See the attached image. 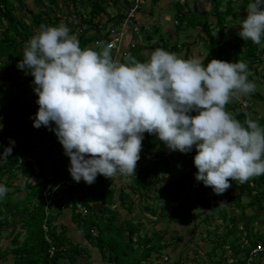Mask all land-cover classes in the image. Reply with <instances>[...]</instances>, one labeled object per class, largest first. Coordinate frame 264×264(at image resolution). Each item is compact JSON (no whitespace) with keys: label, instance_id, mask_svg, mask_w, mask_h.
I'll list each match as a JSON object with an SVG mask.
<instances>
[{"label":"trees","instance_id":"1","mask_svg":"<svg viewBox=\"0 0 264 264\" xmlns=\"http://www.w3.org/2000/svg\"><path fill=\"white\" fill-rule=\"evenodd\" d=\"M35 1L40 3L38 10L29 7L26 0H0V124H3L0 131V151L3 136L11 132H16L23 143L22 150L16 143L11 155L0 165V184L13 186L12 179H19V173L27 179L24 184L16 185L0 199V262L9 252L13 255V262L9 264H81L83 257L88 259L91 250L96 249L103 264H153V259L161 258L163 251L172 242L181 240L176 236L166 237L167 231L158 228L156 219L170 216L168 219L171 221L185 223L182 216L192 213L196 207L200 213L195 219L200 218L208 226L207 233L215 231L218 237L212 241L211 250L208 251L212 258L211 264H247L249 252L260 241L264 243V233H257L249 226L237 229L239 216H236V211L244 212L247 208L256 206L264 211V175L253 177L244 184L231 181L232 186L217 195L211 187H206L195 179L198 171L194 165L195 147L186 154L170 151L155 135L148 133L144 134L142 141V145L146 147L143 161L137 163L136 176H121L126 182L119 190L111 185L115 178L112 181L103 175H98L91 185L82 180L80 187H69L68 194L56 202L59 208L49 218V230H44L42 224L46 211L42 193L48 183L47 175L51 167L49 170L47 168L51 160H54V155L56 159L60 158L58 154L63 146L49 128L33 126V117L39 108L36 103L38 95L31 87L34 77L26 75L17 64L23 57L26 42L39 31L41 25L64 24L77 37L82 49L91 48L102 30L116 25L125 17L131 0ZM211 1L212 9L202 12L196 9L185 10L180 3L176 14V33L204 30L207 36L204 38L207 48L203 60L205 64L213 58H234L233 62L241 60L248 65L250 78L260 74L264 81V41L260 45L245 42L237 33L235 38L227 39L220 46L221 39H225L224 29L228 18L247 7L249 0H242L241 3L236 0ZM143 11V8L138 11L137 18L141 19ZM64 16H67L66 21ZM158 26L145 32L148 39L157 35ZM213 30H218V37ZM158 39L157 44L129 45L126 56L118 61L127 62L129 57L146 61L150 57L145 53L148 48H163L172 53H181L183 46L186 48L184 58H190L189 43L181 44L176 40L168 42L161 35ZM111 55L116 60L114 54ZM5 83L9 85L8 89L4 88ZM252 95L254 105L256 100L264 104V94L255 90ZM226 110L241 122L251 117L264 126V113H260L256 106L249 112H244L231 100L226 105ZM21 152L39 157L43 173L35 178L36 181L30 179L31 173L26 168L27 165L19 163ZM165 172L170 173V181L153 190V185L162 181ZM6 175L7 180L4 179ZM36 186L38 189L34 190ZM24 190V197H18L16 193ZM245 197L249 198L248 203H244ZM78 199L83 203L82 210L77 207ZM64 203L71 206V218L81 233V241L75 242L72 236H68L65 227L61 228L66 225L55 223L63 211ZM122 210L127 213L124 215ZM136 211L144 212V221L150 224L151 233L142 232L145 224L143 218L135 217ZM242 218L247 219L245 216ZM216 220L226 222L225 227L222 223H216L212 230L210 226ZM8 230L10 233L4 236L3 233ZM238 233L241 235L236 237ZM10 236L13 237L12 247L3 249L1 241ZM234 236L233 240H229ZM195 249L200 258L196 264H204L199 262L203 259L202 251L198 247ZM215 254L219 256L217 260L213 257ZM187 258L188 254L183 257L180 255L177 261L168 264H189ZM260 258L263 262L264 255Z\"/></svg>","mask_w":264,"mask_h":264},{"label":"clouds","instance_id":"2","mask_svg":"<svg viewBox=\"0 0 264 264\" xmlns=\"http://www.w3.org/2000/svg\"><path fill=\"white\" fill-rule=\"evenodd\" d=\"M246 12L238 35L260 45L264 0H249ZM17 67L34 77L39 108L33 126L55 133L77 183L91 185L98 175L112 181L136 176L145 133L170 151L186 154L195 147V179L217 195L231 181L244 184L264 175V126L251 117L241 122L226 110L232 99L256 90L244 61L213 58L205 64L157 48L146 61L120 62L110 44L99 51L82 49L71 29L60 24L41 25ZM14 145L9 138L0 160ZM7 192L0 184V199Z\"/></svg>","mask_w":264,"mask_h":264},{"label":"rangeland","instance_id":"3","mask_svg":"<svg viewBox=\"0 0 264 264\" xmlns=\"http://www.w3.org/2000/svg\"><path fill=\"white\" fill-rule=\"evenodd\" d=\"M29 7L38 10L40 8V3H36L35 0H26ZM236 1H240V3L242 2V0H236ZM47 2V0H46ZM171 2H176V4H178L177 0H165V5H169ZM175 4V5H176ZM212 1L211 0H189L188 4H187V8L190 9H196L198 11H210L212 9ZM164 5V4H163ZM158 6V5H157ZM178 6V5H176ZM237 7V5H236ZM170 7H165L162 6L161 8L158 9V12L161 10L166 11L167 9H169ZM246 8L240 10L238 13L230 16L226 22L227 27L224 29L225 30V39H221L220 41V46L224 44V41H226L227 39H233L235 38V35L238 33L239 31V27L242 21V17L246 18L247 16V12H246ZM111 11H113L111 9ZM161 12V11H160ZM176 10L173 9L172 11H168L167 13H165V15L163 17L160 18V20L163 21L162 26H158L157 29V35L154 36L152 42L153 44H157V42L159 41L158 37L159 35H161L164 39H166L168 42H172L173 41H179L181 42V44L183 43H189L190 46V58H200L202 60H204L206 54H207V48L205 47V40L204 38H206V32L202 29H200L202 32H199L198 30H191L188 32H183V31H178L176 33V29H177V16H176ZM159 13H157L158 15ZM170 29V30H167ZM38 30L35 32L37 33ZM170 32V36L167 37V34ZM213 33L215 34L216 37H218V30H213ZM171 38V40H168V38ZM146 42H149V39L146 38L145 40ZM148 48L145 53L150 55L152 54V52L155 50ZM185 46H183V52L181 53H175L176 55L183 57L185 55ZM233 59H224V61H229V62H233ZM261 67H259L260 69ZM22 79H25V76H22ZM249 80L254 81L256 84V91H258L259 93L264 94V81L261 78V75H254L252 78H250L249 76ZM7 83L4 84V88L8 89V84ZM31 87L34 88V85L31 82ZM252 95V94H251ZM256 109H258L259 111H261L260 113H264V104L257 101L256 100ZM146 146L142 145V150H141V159L138 162H142L144 154V148ZM62 149V148H61ZM64 149V148H63ZM54 160H51L52 163L55 162L56 160V155H54ZM137 162V163H138ZM170 173L169 172H165L162 175V181L161 182H156L155 188L154 189H158L159 187L163 186L164 184L168 183L170 181ZM4 179L7 180V175L4 176ZM26 176L23 174L19 173V179H12V183L14 184L13 186H8L5 185L8 188V191L13 190L14 187L16 185L19 184H24L26 182ZM36 181V180H35ZM108 181V180H107ZM120 181V182H119ZM120 183L121 186L125 184L126 180L124 178L120 179V180H116L111 182V185H113L116 188H119V186L117 185V183ZM38 186H36V188H34V190H37ZM18 197H24V195L26 194V191H18V193H16ZM164 196H167V192L164 193ZM171 196V194L169 195ZM62 199V198H61ZM244 203H248L249 198L245 197L243 199ZM226 205V204H225ZM118 208H120V206H117ZM58 205L56 204V208L54 209V212H56L58 210ZM123 214L125 215L127 213V211L122 210ZM58 212V211H57ZM136 213V214H135ZM135 217L136 218H143L144 221V212L143 211H136ZM200 213V210L197 209L196 207H194V209L192 210V213L188 214L187 216L183 215V220L182 221H186L185 223H176L175 221H171L168 218L170 216L167 217H158L156 220L158 222V228L161 229V231L166 230L167 231V235L166 237L171 238V237H180L181 240L180 241H174L172 242L171 246H169L168 248H166L163 253L161 254L162 257L161 258H154L153 259V264H168L169 262H173V261H177L179 259V256L181 255V257L184 256V254H188V258L187 261L189 264H196L197 260H199V255L197 253V249H195V247H198L203 255H201L203 257L202 260H200L199 262H204V264H211V257L209 256L208 251L211 250L212 247V241L218 239L217 234L215 231H212L211 233H207V229L208 226L207 224H205L204 222L201 221L200 218L195 219L196 215ZM170 214V212H169ZM236 216H239V220L236 223V228L237 229H244V227H252L253 231H256L257 233H264V211H261L258 206L254 207V208H247L246 210H244V212H242L241 210H237L236 211ZM242 216L247 217V219H243ZM72 209L71 207H67L66 210H63L61 215H59V218L55 221V223H60L61 225H66V226H62L61 228L65 227V229L68 231L67 234L68 236H72L75 242L81 241L82 236L81 233L77 230L75 223L72 220ZM181 217V218H182ZM180 218V219H181ZM120 220V219H119ZM249 221L246 222V221ZM63 223V224H62ZM145 224V228L142 231L143 233H151V227L150 224H148L146 221L143 222ZM218 223H222L221 220H216L214 221L210 226L211 229H214L215 224ZM223 226L226 225V222L222 223ZM230 226L232 225V223H229ZM59 226V227H60ZM58 227V228H59ZM225 227V226H224ZM234 227V226H233ZM60 229V228H59ZM223 229V228H221ZM10 233V230L6 231L3 233L4 236H7V234ZM241 235V233H238L236 235V237H239ZM12 236L7 238H4L3 241H1L2 244V248L5 249L7 247H12L11 246V240H12ZM193 238V240L191 239ZM235 238L232 237L229 240H233ZM191 247H193L191 249ZM197 250V251H196ZM91 256L87 259L85 256L83 257V259L81 260L82 263L81 264H88V262H91V264H103L100 261V254L98 253V251L96 249H92L91 250ZM201 251H199L201 253ZM188 252V253H187ZM219 252V251H218ZM170 257V258H169ZM214 259H218L219 256L217 254H215ZM262 258L259 259V262H257L256 264H262L261 261ZM13 262V255L12 253L7 252V254L5 255V258L3 260H1L0 264H9Z\"/></svg>","mask_w":264,"mask_h":264},{"label":"built area","instance_id":"4","mask_svg":"<svg viewBox=\"0 0 264 264\" xmlns=\"http://www.w3.org/2000/svg\"><path fill=\"white\" fill-rule=\"evenodd\" d=\"M187 10V0H178ZM144 7V0H131V5L127 8V12L124 18L121 19L116 25H110L101 31L100 36L94 42L92 49L99 51L105 45H111V53L114 54V58L119 60L121 57L126 56L128 49L123 44L127 37L133 36L138 37L139 41H142L144 38L145 32L149 31L150 25L142 22L140 18H137L138 11ZM64 21L67 20V16L63 17ZM144 35V36H143ZM138 41V42H139ZM138 42L130 43V46L136 45ZM151 44V43H149ZM236 103L237 107L244 112H249L254 108V98L253 95L241 96L238 98L232 99ZM1 131V130H0ZM9 138L15 140L21 150L23 148L22 140L19 139L16 132H11L3 136V144L0 151V154L3 153L4 147L9 146ZM60 158L56 159L55 163H50L48 165V170L51 167L49 174L47 175L48 183L43 190L42 199L45 204L46 217L42 224L44 230L47 232L49 230V218L54 214V209L56 208V202L63 195L68 194L69 187H80L81 181L79 183L75 182L71 177L68 167L70 163V158L65 155L64 150L58 154ZM57 155V156H58ZM5 159L0 160V165L4 162ZM19 163L21 165H27L26 168L31 173V178L34 179L43 173V169L40 164L39 157L29 153L21 152L19 155ZM33 175V176H32ZM77 207L79 210L83 209V203L79 199L76 201ZM67 207L66 203L62 205L63 210ZM264 255V243L260 241L258 245L249 252L247 264H256L259 262L260 256Z\"/></svg>","mask_w":264,"mask_h":264},{"label":"crops","instance_id":"5","mask_svg":"<svg viewBox=\"0 0 264 264\" xmlns=\"http://www.w3.org/2000/svg\"><path fill=\"white\" fill-rule=\"evenodd\" d=\"M177 2L179 4H176V2H171L169 5H165V0H144V7H143L144 11L141 13V20H142V22L145 23V24H149L150 25V31L153 30L152 27L155 26V25L156 26L159 25L161 27L163 21L160 20V18L163 17L165 15V13H167L168 11H172L173 9H175L176 10V13L175 14H177V12H178V9L177 8L180 6V2L178 0H177ZM175 4L178 5V6H176ZM162 6L170 7V8L167 9L166 11L160 9L161 12L160 11L158 12V9L161 8ZM114 12H112V13H114ZM157 13H159V14L157 15ZM151 28H152V30H151ZM167 30H170V29H167ZM168 36H170V32L167 34V37ZM170 37L168 38V40H171ZM127 38L128 39H125L124 44H123L126 48H128V46L130 45V43H132V42H138L139 39H140V38L138 39V37H135V38L133 37L132 38V36H129ZM146 38H148L147 35L144 38H142V41H139L138 43L141 44V45H148L149 43H151V45H152V43H153L152 40L153 39H149V42H146L145 41ZM120 179H121V177L115 178L116 182H117V180H120ZM119 182L117 183V185L119 186V188H117L118 190L121 188V184ZM262 264H264V260H263Z\"/></svg>","mask_w":264,"mask_h":264}]
</instances>
